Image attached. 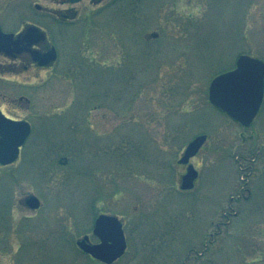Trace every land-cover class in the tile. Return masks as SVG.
<instances>
[{
  "label": "rangeland",
  "instance_id": "rangeland-1",
  "mask_svg": "<svg viewBox=\"0 0 264 264\" xmlns=\"http://www.w3.org/2000/svg\"><path fill=\"white\" fill-rule=\"evenodd\" d=\"M27 23L58 57L0 55V109L32 126L0 166V264H104L76 245L101 212L127 239L112 264H264V97L249 126L208 101L240 54L264 61V0H0L4 31Z\"/></svg>",
  "mask_w": 264,
  "mask_h": 264
},
{
  "label": "water",
  "instance_id": "water-1",
  "mask_svg": "<svg viewBox=\"0 0 264 264\" xmlns=\"http://www.w3.org/2000/svg\"><path fill=\"white\" fill-rule=\"evenodd\" d=\"M75 2L78 0H70ZM36 7L40 6L36 4ZM151 36H157L152 32ZM45 39V33L36 25H27L16 35L12 32H3L0 27V52L10 56L28 51L39 65H48L56 57L54 47L45 52L32 49L34 43ZM264 92V62L246 54H241L235 67L229 71L215 76L209 86V101L224 110L230 117L242 125L252 122L260 107ZM30 132V124L26 120H14L5 116L0 110V163L6 164L14 161L19 154V146L25 141ZM206 135L196 136L186 146L179 163L188 161L202 145ZM197 171L189 164L187 172L182 176L180 188L187 189L194 185ZM26 204L31 208L39 206V200L34 195H28ZM98 222L112 224L118 230L116 239L110 241L103 239L98 244H91L88 236L84 235L77 240V245L85 252L106 262L123 253L126 243L121 229L120 221L113 215L101 214Z\"/></svg>",
  "mask_w": 264,
  "mask_h": 264
},
{
  "label": "flooded vegetation",
  "instance_id": "flooded-vegetation-1",
  "mask_svg": "<svg viewBox=\"0 0 264 264\" xmlns=\"http://www.w3.org/2000/svg\"><path fill=\"white\" fill-rule=\"evenodd\" d=\"M47 46H48V42L45 41V40H42L35 47H38L40 50H45L47 48ZM23 56H26V58H27V62L25 64H23L24 68H29V67H34L35 68L36 67L38 69H45V68H50L52 66V65H49L47 67H40L36 62L32 61V58H31V56L28 53L15 54L14 58L12 59L13 63L22 62V57ZM95 218H94V221H93V224H92V229H91L92 234L95 237V240L94 241L90 240L91 238L89 236V240H90L91 243H97V242L100 241L99 237L94 232V229H95Z\"/></svg>",
  "mask_w": 264,
  "mask_h": 264
},
{
  "label": "bare ground",
  "instance_id": "bare-ground-1",
  "mask_svg": "<svg viewBox=\"0 0 264 264\" xmlns=\"http://www.w3.org/2000/svg\"><path fill=\"white\" fill-rule=\"evenodd\" d=\"M236 62V61H235ZM234 67H235V64H234ZM212 80V79H211ZM211 82V81H210ZM209 85H210V83H209ZM204 145V143L200 146V148L198 149V151H197V153L200 151V149L202 148V146ZM196 153V154H197ZM182 155V154H181ZM96 219V218H95Z\"/></svg>",
  "mask_w": 264,
  "mask_h": 264
}]
</instances>
